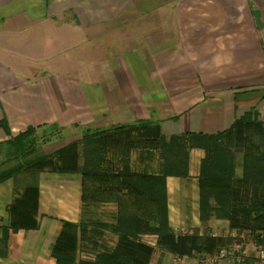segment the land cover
<instances>
[{"label":"crops","instance_id":"obj_1","mask_svg":"<svg viewBox=\"0 0 264 264\" xmlns=\"http://www.w3.org/2000/svg\"><path fill=\"white\" fill-rule=\"evenodd\" d=\"M250 112L264 124L260 0H0V121L11 134L0 128V144L52 124L75 136L38 156L80 142L87 130L140 121L159 124L166 138L212 136ZM237 149L235 176L242 179L246 151ZM189 155L187 176L166 179L164 209L167 204L177 236L201 241L174 255L158 248V236L141 235L155 249L148 264H201L237 246L228 221L203 224L199 175L205 152ZM131 165L157 176L162 161L143 148L133 151ZM31 186L36 195L29 194ZM157 203L138 201L122 212L153 219L161 216L163 203ZM118 216L116 202H83L78 173L17 172L0 183V264H57L53 250L63 223L114 224ZM100 231V250L113 249L117 236ZM241 247L246 259L216 264H264L258 257L264 248ZM90 248L82 243L76 264L94 262Z\"/></svg>","mask_w":264,"mask_h":264},{"label":"trees","instance_id":"obj_2","mask_svg":"<svg viewBox=\"0 0 264 264\" xmlns=\"http://www.w3.org/2000/svg\"><path fill=\"white\" fill-rule=\"evenodd\" d=\"M0 128L11 136L5 119L0 121ZM39 130L46 138L56 133L61 137L64 128L56 124L31 127L1 143L0 166L6 168L0 171V183L20 171L33 175L46 170L78 173L83 178L85 204L116 202L119 205V216L114 224L96 220L79 225L63 223L53 250L57 264H76L85 242L96 249L94 262L89 264H148L155 249L142 243L141 235L158 236V248L174 255L189 253L184 251L185 244L201 240L174 233L164 202L166 179L187 176L189 154L194 149L205 152L199 175L203 224L211 218L228 221L231 230L238 234L234 239L237 246L252 243L264 248V124L257 121L254 113L246 114L229 130L212 136L186 134L166 138L161 135L159 124L147 121L107 130H87L80 142L51 155L36 156ZM238 145L246 151L242 179L235 176ZM143 148L158 153L162 161L159 175L132 168L133 151ZM28 191L30 195L37 194L36 187H28ZM160 200L163 203L160 217L131 218L124 214L126 211L122 212L129 206L137 207L138 201L158 204ZM10 208L12 210V206ZM139 208L143 206L140 204ZM100 230L117 236L113 249L103 246L104 250H100L102 245L96 240L104 235ZM221 251L218 250L217 255ZM236 257L246 259L241 251Z\"/></svg>","mask_w":264,"mask_h":264},{"label":"rangeland","instance_id":"obj_3","mask_svg":"<svg viewBox=\"0 0 264 264\" xmlns=\"http://www.w3.org/2000/svg\"><path fill=\"white\" fill-rule=\"evenodd\" d=\"M261 2H263L264 3V0H260ZM80 131V130H79ZM72 134H74V136H75V133L73 132V131H71V130H67V131H65V132H63V134H62V137H58V134L56 133L54 136H51V135H49V136H47V138L42 134V131H38L37 132V138H38V144H39V149H38V151H37V153L38 154H36V156H38L40 153L39 152H52V151H54V150H56V149H58L59 147H61V146H63V144L65 143V140L66 139H69V137L72 135ZM79 135V134H78ZM52 139L51 141H49V142H52L51 144L52 145H47V143H49V142H46L48 139ZM54 140H57V141H54ZM54 142V143H53ZM6 168V166H0V169H5ZM87 244H89L90 245V243L89 242H86ZM90 250H93V251H95L96 252V249H94V248H90ZM226 250V249H225ZM206 258V257H205Z\"/></svg>","mask_w":264,"mask_h":264},{"label":"built area","instance_id":"obj_4","mask_svg":"<svg viewBox=\"0 0 264 264\" xmlns=\"http://www.w3.org/2000/svg\"><path fill=\"white\" fill-rule=\"evenodd\" d=\"M242 250L241 246H236L233 247L230 250H225L223 249L218 255L216 256H207L206 258H204L201 261V264H216L219 260L225 259V258H232V257H236V253L240 252ZM258 257L264 261V250L260 249V251L258 252ZM243 255L245 256V254L243 253ZM236 259L241 262L244 258L241 257H236Z\"/></svg>","mask_w":264,"mask_h":264}]
</instances>
